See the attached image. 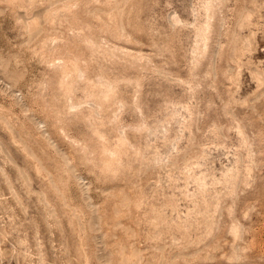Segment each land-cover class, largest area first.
<instances>
[{
	"label": "rangeland",
	"instance_id": "1",
	"mask_svg": "<svg viewBox=\"0 0 264 264\" xmlns=\"http://www.w3.org/2000/svg\"><path fill=\"white\" fill-rule=\"evenodd\" d=\"M0 264H264V0H0Z\"/></svg>",
	"mask_w": 264,
	"mask_h": 264
}]
</instances>
